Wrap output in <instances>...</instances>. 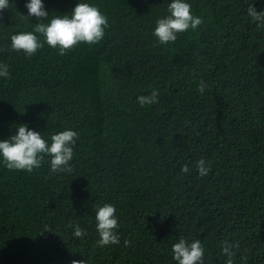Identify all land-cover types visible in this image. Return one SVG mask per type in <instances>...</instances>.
I'll use <instances>...</instances> for the list:
<instances>
[{
	"label": "trees",
	"instance_id": "obj_1",
	"mask_svg": "<svg viewBox=\"0 0 264 264\" xmlns=\"http://www.w3.org/2000/svg\"><path fill=\"white\" fill-rule=\"evenodd\" d=\"M28 2L0 11V141L22 124L49 145L65 130L78 138L71 171L51 172L46 154L32 172L9 170L0 155V264H178L181 237L201 241L203 264H227L225 243L233 264H264V27L247 14L264 0H186L203 23L164 45L153 33L172 0H43L44 23L81 2L109 26L63 56L34 33L44 47L31 57L11 48L38 23ZM104 203L120 243L101 247Z\"/></svg>",
	"mask_w": 264,
	"mask_h": 264
},
{
	"label": "clouds",
	"instance_id": "obj_2",
	"mask_svg": "<svg viewBox=\"0 0 264 264\" xmlns=\"http://www.w3.org/2000/svg\"><path fill=\"white\" fill-rule=\"evenodd\" d=\"M25 6L28 9L27 17L35 18L38 23L34 26V32H20L12 35L11 48L16 52L23 51L28 57L33 56L38 49L43 48L44 42L53 49L58 48L61 56L79 43L96 44L103 39L105 29L109 26L107 17L101 13L100 9L88 3L79 2L70 16L68 14L56 15L48 23L43 22L50 16L48 11L45 10L43 0H30ZM6 8H9V0H0V11ZM167 11L169 15L157 19L153 33L161 45L169 42L174 43L178 38L177 34L186 32L189 28L195 30L203 23L202 17L194 16L191 13V5L186 0H172ZM247 14L254 21L259 22L258 27H264V11H256L251 3L247 8ZM34 33L43 36L44 42H41ZM8 76V66L0 64V77L7 78ZM205 88V82L200 81L198 91L204 93ZM158 96L159 90L155 89L150 95L138 97V103L141 107L155 104L158 102ZM77 138V132L65 130L52 135L51 144L49 145L42 138L40 132L29 130L27 125L22 124L18 127L15 135L7 140L0 141V155H2L4 164L9 170L32 172L35 168L41 166L46 154L51 157V172L71 171L69 162L73 158V146ZM196 168L201 177L206 176L210 171V167L206 166L204 159L196 162ZM189 171L188 164H184L181 172L189 173ZM115 213L116 208L110 203H104L103 206L97 205L96 207V229L100 237L98 245L101 247L120 243V238L115 231L118 228ZM73 235L83 237L85 232L77 224L74 226ZM130 243L129 240L124 241L125 246ZM230 249L231 245L227 243L222 249L223 253L229 257L227 264H233L231 257L234 253ZM172 252L173 259L178 264H203L204 249L199 239L189 243L181 237L173 245ZM71 264H88V261L87 259H73Z\"/></svg>",
	"mask_w": 264,
	"mask_h": 264
}]
</instances>
